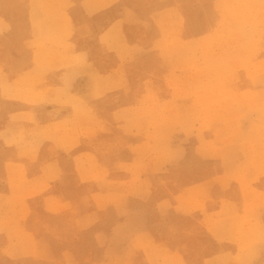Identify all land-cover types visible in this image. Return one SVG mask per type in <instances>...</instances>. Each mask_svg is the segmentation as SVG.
<instances>
[{
  "label": "crops",
  "instance_id": "obj_1",
  "mask_svg": "<svg viewBox=\"0 0 264 264\" xmlns=\"http://www.w3.org/2000/svg\"><path fill=\"white\" fill-rule=\"evenodd\" d=\"M39 1L0 0V264H264V0L239 34L233 0Z\"/></svg>",
  "mask_w": 264,
  "mask_h": 264
},
{
  "label": "rangeland",
  "instance_id": "obj_2",
  "mask_svg": "<svg viewBox=\"0 0 264 264\" xmlns=\"http://www.w3.org/2000/svg\"><path fill=\"white\" fill-rule=\"evenodd\" d=\"M238 1L239 0H233V3L234 4H233L232 7H234L235 9H234V13L232 15H233L234 18H239L244 23L243 24H239L238 26H235L234 27V29H233L232 32H234L235 34L241 33L242 27H248V26H250L248 24L249 23V20H251V18H253V17L246 18V16L243 13H244V10L247 11L249 8L254 7V5L253 4H250V5L249 4L248 5L247 4L246 5H242L241 3H238ZM39 2L41 4V6H43V11L48 12V16L49 17L50 16L51 17L52 16L55 17L54 15L56 14V9L54 8L52 10V9L47 8L48 4L50 2H52V0H40ZM222 2L224 3V5H221V8H224L225 9L226 8L225 3H227V2L226 1H222ZM256 6L254 8H256ZM43 26L45 27L47 25H43ZM168 28L169 29L171 28L170 25L168 26ZM236 43L237 42H235V45H236ZM167 44H168L169 47H171L173 49L177 47L176 46L177 42H174V40L167 41ZM211 46H212V43L210 42V40H204V41L201 42L200 46H198V50H199L198 52H199V54L201 56V64H202L203 68H205L207 70L211 67L212 63L214 62L213 58H215L217 56V52H214L213 53L212 50L217 51V49H219V46H217V45H215L213 47V49H212ZM139 123H141V122H139ZM168 123H171L170 129L176 128V126H177V122H175V121H170ZM153 124L154 125H161L162 122H153ZM172 132L173 133L171 135H173V134L174 135H177V133H178V131H176V129L174 131H172ZM139 134L140 133H137V135H139ZM153 135H154L153 136V138H154L157 135V133L155 132V134H153ZM169 135H170V133H169ZM159 146H160V143H159ZM154 149L155 148H153L152 150L154 151ZM157 152H158V149L155 150V153H157ZM91 223H93V222H91ZM127 223L128 222H125V224L124 223L122 224V231H121L120 234H118V238H116V240L120 241L122 245H124L129 240V235H131V232L126 231L128 228H130V225L127 224ZM107 224H110V223H107ZM110 238H111L110 233H106L105 234V239H102V240L108 241V240H110ZM130 251L131 252H136V253H139V252H145V253L151 252L152 253V256H158V255H160V257H162L161 256V254H162L161 250H153L152 251L150 247H147V243L145 241H141L137 247L131 248ZM103 253H104L103 255L107 258V260H110V257L112 258V257H114V256L117 255V250L107 249Z\"/></svg>",
  "mask_w": 264,
  "mask_h": 264
}]
</instances>
